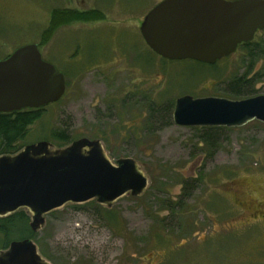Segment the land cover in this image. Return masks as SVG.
I'll use <instances>...</instances> for the list:
<instances>
[{
	"label": "rangeland",
	"instance_id": "obj_1",
	"mask_svg": "<svg viewBox=\"0 0 264 264\" xmlns=\"http://www.w3.org/2000/svg\"><path fill=\"white\" fill-rule=\"evenodd\" d=\"M161 1L0 0V60L37 44L67 78L26 145L53 129L73 140L103 131L112 160H136L149 180L143 195L110 208L92 201L48 214L32 240L50 264H264V221L255 220L264 212V124L180 127L173 114L170 125L146 124L161 95L172 112L184 95L227 98V82L247 70L246 52L216 67L162 59L140 33ZM263 67L261 58L253 70ZM254 88L264 95V80Z\"/></svg>",
	"mask_w": 264,
	"mask_h": 264
},
{
	"label": "water",
	"instance_id": "obj_2",
	"mask_svg": "<svg viewBox=\"0 0 264 264\" xmlns=\"http://www.w3.org/2000/svg\"><path fill=\"white\" fill-rule=\"evenodd\" d=\"M264 30V0H162L140 26L146 45L169 61L214 65ZM66 92L63 72L42 58L37 44L0 60V114L42 109ZM264 124V95L242 100L220 97L175 101L173 122L180 127L240 128ZM148 177L134 159L113 161L99 139L80 138L55 148L39 141L15 155L0 156V218L21 209L40 231L46 216L68 204L96 201L112 207L127 195L141 196ZM0 264H50L32 239L11 241Z\"/></svg>",
	"mask_w": 264,
	"mask_h": 264
},
{
	"label": "trees",
	"instance_id": "obj_3",
	"mask_svg": "<svg viewBox=\"0 0 264 264\" xmlns=\"http://www.w3.org/2000/svg\"><path fill=\"white\" fill-rule=\"evenodd\" d=\"M238 49L246 52V60L248 63L246 66L247 70L245 73L237 75L229 80L222 92L224 97L234 100L254 97L257 92L254 88L255 85L264 80V67L261 71H254L256 62L264 58V38L259 41L253 40L241 44ZM212 66L216 67V64ZM161 96L159 100L156 102L153 101L154 103L149 106V117L146 119L147 126L150 124V127H153L165 122L162 126L164 127L172 123L173 112L171 106L169 108L168 103L161 105L157 103L164 100ZM44 110L45 108L25 109L20 112L0 114V156L15 155L27 146L26 140L30 130L32 126L42 118ZM45 135L46 137L41 141L51 142L55 148L66 147L74 141L70 138L65 129H53L49 134L46 133ZM94 136L104 143H109V136L103 131L98 132L97 135ZM134 136L136 135L133 133L128 135L131 139ZM212 136L213 135L209 133L203 135L204 140L207 141V144L211 147L214 146V139ZM188 185L189 184H185L184 190L190 189ZM30 221V216L25 209H21L7 217L0 218V252L7 250L11 241L15 239L35 238L36 232L31 229Z\"/></svg>",
	"mask_w": 264,
	"mask_h": 264
},
{
	"label": "flooded vegetation",
	"instance_id": "obj_4",
	"mask_svg": "<svg viewBox=\"0 0 264 264\" xmlns=\"http://www.w3.org/2000/svg\"><path fill=\"white\" fill-rule=\"evenodd\" d=\"M257 206V205H256ZM253 206H252V204H251V206H249V208H252ZM256 213V212H255ZM255 220H259V221H264V212H262L261 213V215L259 216V217H257Z\"/></svg>",
	"mask_w": 264,
	"mask_h": 264
}]
</instances>
